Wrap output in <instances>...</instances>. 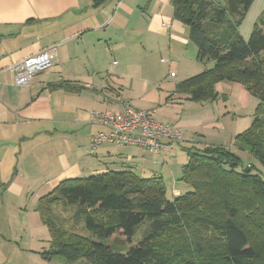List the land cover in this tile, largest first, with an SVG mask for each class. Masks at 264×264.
I'll use <instances>...</instances> for the list:
<instances>
[{"label":"crops","instance_id":"crops-1","mask_svg":"<svg viewBox=\"0 0 264 264\" xmlns=\"http://www.w3.org/2000/svg\"><path fill=\"white\" fill-rule=\"evenodd\" d=\"M261 14L264 0H252L238 26L244 39ZM50 46L57 47L53 65L29 85L15 86L10 65ZM192 46L186 25L173 18L171 0H0V208L7 211L0 216V264H69L51 252L49 229L36 209L61 180L107 170L144 173V165L163 159L132 145L103 144L92 151L90 136L101 129L90 121L92 112L129 104L176 127L181 140L174 146L236 151L235 137L254 112L224 114L218 102L227 98L223 88L247 99L241 83L216 82L217 96L196 102L175 92L177 82L165 90L157 86L166 97L156 115L154 102L149 108L121 95L123 79L142 78L151 57L168 67L173 63L183 79L210 67L211 61L196 59ZM13 210L19 211L11 216Z\"/></svg>","mask_w":264,"mask_h":264},{"label":"trees","instance_id":"trees-1","mask_svg":"<svg viewBox=\"0 0 264 264\" xmlns=\"http://www.w3.org/2000/svg\"><path fill=\"white\" fill-rule=\"evenodd\" d=\"M251 2L171 0L173 18L188 28L196 59L212 62L177 82L175 92L206 101L217 96L216 82L244 85L257 104L249 127L236 135L235 142L237 150L252 160L242 166L238 154L222 145L185 147L189 161L182 179L192 190L174 201L166 198L162 178L142 177L130 169L63 179L39 198L36 207L49 229L51 252L56 250L69 264H192L178 251L161 246L170 242L168 232L187 222L219 235L216 256L223 264H264V14L256 19L248 39L238 31ZM60 202L81 207L85 228L94 238L56 224L51 208ZM144 221L148 226L133 243L136 228ZM112 236L123 237L128 247L106 243Z\"/></svg>","mask_w":264,"mask_h":264},{"label":"rangeland","instance_id":"rangeland-1","mask_svg":"<svg viewBox=\"0 0 264 264\" xmlns=\"http://www.w3.org/2000/svg\"><path fill=\"white\" fill-rule=\"evenodd\" d=\"M194 48L197 52L196 47ZM148 58L149 56L147 57V59ZM156 58L151 57L148 63V66L151 68V73L150 68L148 67L147 70L144 69L142 78L126 76L122 81L123 83H121L124 86L123 92L121 94L122 96H125V98L140 100L142 103L148 104L149 108H151V102H154L155 115L156 112L158 114L163 111L160 110V107H157V104H164L166 97V95L160 94L157 86L161 85V90H165L166 85H169L171 83L175 85L176 82L181 81L184 78L182 77V72L178 71L177 67L173 66V63H171V67H168L164 64H158ZM159 65H162V67ZM171 72L173 73V76L174 74H176V77L173 78V76L170 75ZM164 78H166V81H163ZM144 79L147 80V85L144 84ZM161 81H163V83H161ZM144 86H146V88L144 91H142V87ZM227 90L229 89L227 88ZM223 91L227 94V98H222L221 100H219L218 104L219 109L224 114L231 115L232 113H235L238 116H245L248 114V112H254L257 104V98L253 94L249 93L248 91L247 94V92L244 90V93L248 97L247 99H245V95H242L239 92H236L235 95H232L229 93V91H226V88H223ZM215 105L216 104L214 103V109ZM100 146L98 148H100ZM98 148L96 150H98ZM115 150L123 149L115 148ZM124 150L128 151L132 149L124 148ZM234 152H236V154H238V156L241 158L240 163L242 164V166H246L249 161L252 160L249 154L244 151L236 149V151ZM188 161L189 155L186 150L180 148V146L177 145L174 146L173 152L163 153V159L160 158L153 164L148 163L144 165L146 171L144 173H138V175L142 177L155 176L162 178L166 189V198L168 200L174 201L176 198L192 190V187L182 179V169ZM54 205L55 208H51V213L53 214L54 221L60 228L63 227L68 231H73L83 236L94 238L91 232L85 228L84 218L81 212L82 210L79 205H64L61 202ZM30 210L32 209L30 208ZM16 211L14 212L13 210L10 213L11 216L15 213H18ZM6 212L7 211H4L3 208H0V216L2 218L6 216ZM147 226L148 222L144 221L136 228L135 235L132 238L133 243L137 242V240L140 239ZM23 229L25 228H19L18 232L24 233ZM167 235V238L170 242H168V244H165V242L163 241L161 246L165 250L169 249V251L173 253L178 251V253H180L179 257H184V259L191 260L192 264H223L220 257L216 256V253L218 251L219 235L213 232L211 229L198 225L189 226L186 222L185 224H183V226H180L173 229L171 232H168ZM198 242L201 244L200 248L196 246ZM106 243L112 245L117 249H125L128 247L125 239L118 236H112L108 238L106 240ZM80 263L81 262H78L76 264ZM180 264L185 263L181 261Z\"/></svg>","mask_w":264,"mask_h":264},{"label":"built area","instance_id":"built-area-1","mask_svg":"<svg viewBox=\"0 0 264 264\" xmlns=\"http://www.w3.org/2000/svg\"><path fill=\"white\" fill-rule=\"evenodd\" d=\"M56 50V46H50L11 64L12 83L18 87L29 85L34 75L53 65ZM161 61L164 62L163 59ZM170 75L173 76V73ZM90 121L101 127L90 136L92 151L106 143L132 145L143 152L163 154L172 152L174 143L181 140L176 127L156 120L150 110L136 109L129 104L123 105L118 111L92 112Z\"/></svg>","mask_w":264,"mask_h":264},{"label":"water","instance_id":"water-1","mask_svg":"<svg viewBox=\"0 0 264 264\" xmlns=\"http://www.w3.org/2000/svg\"><path fill=\"white\" fill-rule=\"evenodd\" d=\"M52 252H54V253H57V251H56V250H52Z\"/></svg>","mask_w":264,"mask_h":264}]
</instances>
